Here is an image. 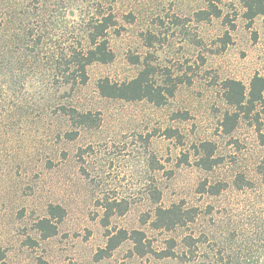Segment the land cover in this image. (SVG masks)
<instances>
[{"label": "rangeland", "instance_id": "rangeland-1", "mask_svg": "<svg viewBox=\"0 0 264 264\" xmlns=\"http://www.w3.org/2000/svg\"><path fill=\"white\" fill-rule=\"evenodd\" d=\"M248 2L0 0V114L15 123L0 145V262L264 264L262 106L231 128L225 120L235 111L225 81L249 90L263 72L264 15ZM100 6L117 20L114 59L92 63L86 84L53 83L44 64L20 70L31 28L46 35L47 54L68 40L87 45L82 16ZM147 64L176 86L166 103L100 92L101 80L129 81ZM210 151L220 163L208 170L200 157ZM219 182L218 194L202 189ZM51 204L65 215L43 238L37 223ZM175 204L195 220L159 225L158 208ZM120 231L127 238L109 247Z\"/></svg>", "mask_w": 264, "mask_h": 264}, {"label": "trees", "instance_id": "trees-1", "mask_svg": "<svg viewBox=\"0 0 264 264\" xmlns=\"http://www.w3.org/2000/svg\"><path fill=\"white\" fill-rule=\"evenodd\" d=\"M248 7L252 11V15H264V1L249 0ZM102 6L97 10L84 12L82 16V26H84V36L87 45L81 39H75L63 42L58 51L51 50L47 54L46 35L42 32L40 27L34 26L26 33L23 42L18 47L21 55L18 56V63L20 70L30 64L31 68L44 71L43 64L46 66L48 72L46 75L53 83L68 84L72 87L86 84L89 75L88 67L94 62L108 63L114 59V52L109 45V30L117 25V20L113 9L108 7L107 10H102ZM220 15V12H217ZM26 49L29 52L26 53ZM27 50V51H28ZM46 55V58L43 57ZM26 56V57H25ZM45 75V74H44ZM154 75V69L147 64L138 75L124 82H112L109 79L100 81L99 89L102 95L111 98H120L127 101H135L146 99L157 105H162L167 102L168 98L174 95L175 85L161 84L151 76ZM8 80L6 77L4 78ZM10 88L9 85L6 88ZM5 88V90H7ZM225 98L229 105L235 107L234 112H227L225 116L226 123H231L230 128L238 121L240 113H251L260 105L264 113V65L263 72L254 75L250 82L249 90L246 85L237 79H227L224 84ZM4 91V89H3ZM13 107V106H11ZM9 109H11L9 107ZM7 111V110H5ZM3 113H5L3 111ZM15 112L11 110L13 115ZM0 114V145L6 136L12 132V126L15 124L12 117L8 120L1 117ZM90 114H80L82 121L88 122ZM225 123V124H226ZM264 126V122L262 123ZM209 143H203V146L208 149ZM209 150V149H208ZM200 163L205 169H213L220 163L218 158L213 156L210 151L200 157ZM205 189L211 194H218L225 188V184L216 183ZM203 190V191H205ZM189 211V212H187ZM192 211V210H191ZM190 209L183 210L179 205H172L168 208H158L157 216L160 218L159 225L163 227L173 228L177 225L194 221L195 215ZM49 216L40 219L37 227L42 233L43 238L50 237L57 233V222L54 219L61 220L65 215V210L60 205L51 204L48 208ZM134 241L138 245L142 243V237H136L139 232L134 233ZM127 238L126 231H120L117 235H112L109 238V247L115 248L120 241ZM167 254L166 256L173 255ZM4 259V253L0 249V261ZM0 264H7L2 261ZM36 264H49L44 258H39Z\"/></svg>", "mask_w": 264, "mask_h": 264}]
</instances>
